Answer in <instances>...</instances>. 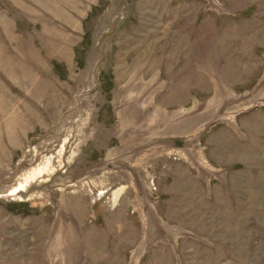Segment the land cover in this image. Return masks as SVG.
<instances>
[{
    "label": "rangeland",
    "instance_id": "1",
    "mask_svg": "<svg viewBox=\"0 0 264 264\" xmlns=\"http://www.w3.org/2000/svg\"><path fill=\"white\" fill-rule=\"evenodd\" d=\"M0 264H264V0H0Z\"/></svg>",
    "mask_w": 264,
    "mask_h": 264
}]
</instances>
